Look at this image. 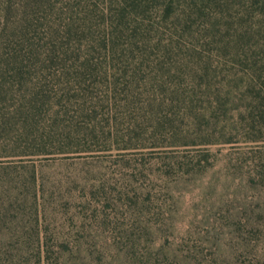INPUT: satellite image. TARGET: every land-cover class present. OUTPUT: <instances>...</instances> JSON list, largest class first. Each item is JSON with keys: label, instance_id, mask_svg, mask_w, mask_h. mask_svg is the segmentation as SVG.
<instances>
[{"label": "rangeland", "instance_id": "374dc122", "mask_svg": "<svg viewBox=\"0 0 264 264\" xmlns=\"http://www.w3.org/2000/svg\"><path fill=\"white\" fill-rule=\"evenodd\" d=\"M243 36L264 69V0H0V264L37 205L100 264H243V240L264 241L261 152L235 131L198 135L227 126Z\"/></svg>", "mask_w": 264, "mask_h": 264}, {"label": "trees", "instance_id": "16d2710c", "mask_svg": "<svg viewBox=\"0 0 264 264\" xmlns=\"http://www.w3.org/2000/svg\"><path fill=\"white\" fill-rule=\"evenodd\" d=\"M84 18L87 20V17L84 16ZM243 40L242 47L236 46L238 48L237 57H241L242 62L243 57L247 60H249V57L255 58V55H250L245 50L248 41L245 36H243ZM51 53L56 54V49H53ZM249 61L246 73H242L240 76L234 73V76L223 85V87L227 86L225 98L227 101L232 100L234 103L232 108L226 110L223 108L220 113L221 116H224L227 126L224 125L219 130L220 136H216L214 131L208 130V128L205 130L201 129L198 135H203L205 138H203L204 143L213 144L232 141V137L228 135L234 131L236 134H242L244 141L251 145V149L258 148L259 152H261L258 158L253 157L251 160L254 171L251 172L250 179L258 184H264V150L260 146L261 142L264 141V69L263 66H259L258 61ZM209 87L207 86V88ZM3 91L5 92L6 90L0 87V116L4 117L10 110L5 104L12 101H10V98L8 100ZM29 99L34 109L33 101L35 97H29ZM22 105L24 107L21 108L20 115L23 116L24 114L25 116L22 127L27 130L26 133L31 134L33 123L30 121V117L32 116L33 118L34 114L25 103ZM213 114L209 113V108L207 107L204 111L196 114L195 118L199 117L201 122L202 118L205 119L208 126ZM226 127L229 129L228 131ZM90 134L85 133L84 135L86 137L88 135L92 136L94 132L92 131ZM183 145L185 144L183 143ZM199 151L204 155L203 159L207 163L203 167L207 168L212 164L210 161V148L204 147ZM198 161L201 162L202 159ZM187 163L191 166V170L198 169L194 160H190ZM41 211L42 208L37 205L36 216L31 219L30 216H34V213L31 212L29 222L26 220L29 215L27 213L22 214L19 222L13 221V227L18 232L17 242L19 250L18 254L7 259L6 264H100L106 259L105 256L94 254V250H91L85 240L84 242L78 238H69L68 235H64L60 231H58L59 233L49 234L48 228L41 221ZM245 223L252 229L256 230L257 227L259 228V224L256 220H252L251 217H247ZM243 249L245 250L243 264H264V241H262V238L246 237L243 240Z\"/></svg>", "mask_w": 264, "mask_h": 264}]
</instances>
